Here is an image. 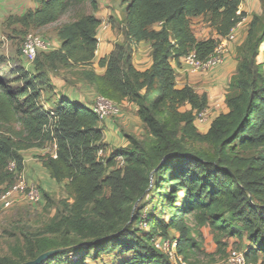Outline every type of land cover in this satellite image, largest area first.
<instances>
[{"label":"trees","instance_id":"trees-1","mask_svg":"<svg viewBox=\"0 0 264 264\" xmlns=\"http://www.w3.org/2000/svg\"><path fill=\"white\" fill-rule=\"evenodd\" d=\"M34 1L33 9L7 17L21 33L55 23L68 10L75 13L57 27L59 47L36 55L34 73L17 66L11 79L0 76V186L13 182L8 162L23 169L21 151L53 143L56 156L45 153L41 163L67 196L49 225L59 236L26 239L31 260L52 251L37 264L59 261L73 252L69 264H88L92 250L96 261L111 249L119 254L117 264H171L152 243L161 236L177 239V253L188 262L200 250L204 227L220 250L225 239L237 237L248 241V250L264 253V8L252 15L237 50L227 111L204 132L195 115L207 106V95L189 85L176 87L172 63L180 66L189 52L199 60L211 54L244 17L238 13L241 0H128L125 42L97 61L102 73L90 66L101 24L98 0ZM205 13L216 38L197 39L191 30V20ZM140 41L150 43L151 64L142 71L132 63ZM43 62L77 73L96 94L134 103L147 138L125 135L129 148L105 157L108 143L90 107L62 95L51 109L41 107L40 90L52 86ZM118 155L122 166L115 163ZM150 193L148 214L137 211ZM143 214L147 229L137 225ZM0 264L20 263L0 257Z\"/></svg>","mask_w":264,"mask_h":264},{"label":"rangeland","instance_id":"rangeland-1","mask_svg":"<svg viewBox=\"0 0 264 264\" xmlns=\"http://www.w3.org/2000/svg\"><path fill=\"white\" fill-rule=\"evenodd\" d=\"M128 0H98L100 6L101 14V24L100 28L102 33L100 34V42L103 41V32L107 31L111 36H106V40L112 44V48L115 44H122L125 42V27H124V8ZM254 6L259 8L260 13L263 12L264 0H253ZM240 6V5H239ZM85 9L89 13H93L90 8L89 3L86 4ZM242 11L238 8V13ZM244 12V11H243ZM75 10H68L63 14L59 20L55 23L49 24L45 27L38 28L36 30H30L32 32L46 38L52 42L59 41L56 35L57 27L67 21H70L74 16ZM245 13V12H244ZM254 14V9L251 8L250 15ZM209 14L205 13L202 16L193 18L191 20V30L195 33L198 39H205L208 37L216 38V33L209 25L208 21ZM246 13L244 17L240 19V25L236 30V42L232 45L230 44V50L228 52L229 58L237 60V50L243 43V37L246 35L248 30V24L251 20H245ZM245 21V22H244ZM241 29L239 34L238 29ZM27 32V33H28ZM25 33L19 31V26L11 23L7 18H3L0 22V62L3 66H0V76L5 79H11L12 74L11 69H15L17 66H21L29 74L34 73V63H26L20 57V46ZM227 55V56H228ZM226 56V57H227ZM262 60V55L257 56V61ZM222 64V63H221ZM220 65V64H219ZM217 65V66H219ZM184 67V66H183ZM215 67V66H214ZM185 68V67H184ZM212 68V67H211ZM209 68V69H211ZM41 69H43L47 75L48 82L50 83L49 75L53 77H63L66 78H79V75L73 74L63 67L50 65V63H42ZM209 69L200 72H192L188 68H185V72L189 74L199 75L205 74ZM231 76L228 86L232 81ZM11 85H14L13 83ZM226 87V93L230 92V88ZM40 104L43 109H51L54 107L57 101L56 92L54 91V86L51 88L42 87L40 90ZM61 95V93H60ZM67 97V96H66ZM68 98V97H67ZM135 107V108H134ZM186 107H181L184 109ZM123 115L114 118L116 124V138L119 140L116 146L108 144V149L104 153L107 157L111 151L114 150H126L129 148V142L125 135H133L138 139H146L147 128L140 121L137 116V106L132 103L130 105L129 100H125L122 103L121 108ZM102 124V128H103ZM48 153L55 150L53 143L46 144ZM38 188L40 187L36 180ZM44 195V199L40 203L31 204L19 197L15 199L12 206L9 208H2L0 203V257L3 259H8L10 261H16L22 263V257L25 261L31 260L27 254L26 239L31 237L32 240L43 238V237H58L59 233L50 230V224L52 219L58 209L63 207L62 201H65L67 196L60 189H42L39 188ZM3 190V185L0 186V195ZM70 202V200H68ZM154 202L151 200V193L144 199L138 202L137 211L148 214ZM144 215V214H143ZM155 215H159V209L156 211ZM147 229V228H146ZM225 245L220 250L218 249L213 233L208 227L202 228V239L200 242V250L198 253L191 257L188 262L182 261V263L176 264H225L229 254L232 251H241L244 253H249L247 255V260L251 261L253 264H264V253L257 252L255 250H248V241L244 238L230 237L224 240ZM94 251L92 250L86 259V263H92V256ZM75 253L71 252L62 256L61 260L56 261L52 259L50 261H45L42 264H69L71 257H74ZM119 254H116L113 250H108L103 253V258L100 259V264H113L114 260L118 258ZM72 263V262H71Z\"/></svg>","mask_w":264,"mask_h":264},{"label":"crops","instance_id":"crops-1","mask_svg":"<svg viewBox=\"0 0 264 264\" xmlns=\"http://www.w3.org/2000/svg\"><path fill=\"white\" fill-rule=\"evenodd\" d=\"M253 0H241L240 10L246 13V19L250 20V10L254 9V14H260L259 8L253 7ZM99 5V4H98ZM36 6L34 0H8L6 4L2 7L1 12L3 18L10 16H19L23 14L27 9H33ZM101 6V5H100ZM99 9L95 12L96 18L100 19L102 11ZM245 22V21H244ZM45 27V26H44ZM239 34L241 29H238ZM193 32V31H192ZM97 33L100 35L102 29L100 26L97 29ZM195 35V33L193 32ZM106 36H111L107 31L103 32V41L97 45V48L94 52V57L91 61L90 66L94 68L97 73H102L103 68L97 66V61L100 58L107 56L112 50V44L109 43L105 38ZM197 38V36L195 35ZM246 35L242 38L243 41ZM198 39V38H197ZM59 41H54V49L59 47ZM230 55V54H229ZM229 55L225 57L222 64L219 66L212 67L205 74H189L185 72V68L176 66L174 63L175 69V83L176 87L180 88L184 85H189L197 93L205 92L207 95V106L210 109L209 119L205 125H203L201 131H206L210 125V122L214 117H216L220 112H226L227 108L224 104L225 99V88L228 86V82L231 76L236 71L237 60L229 58ZM132 63L137 70H145L151 64L150 58V43L146 41H140L136 44L133 54H132ZM50 79V84L54 86V91L56 92L57 98L62 96H67L68 99L77 101L84 106L90 107L93 103V99L96 95L94 88L87 83L85 80L77 79L74 84H69L65 81L63 77H53L51 74L48 76ZM61 93V95H60ZM132 103L130 102V105ZM135 108V107H134ZM122 112V111H121ZM123 113L120 114L122 116ZM103 124V138L108 144L116 146L119 140L116 138V124L114 118H107L102 122ZM48 153L47 146L43 148H30L21 151L23 157V172L27 179L30 181L36 180L39 184V188L42 189H60L63 192V189L60 184L56 183L49 175V172L46 168L42 166L40 156ZM103 258V254H100L98 260H91L92 263L100 264V259ZM89 264V263H88ZM113 264H117L113 262Z\"/></svg>","mask_w":264,"mask_h":264},{"label":"built area","instance_id":"built-area-1","mask_svg":"<svg viewBox=\"0 0 264 264\" xmlns=\"http://www.w3.org/2000/svg\"><path fill=\"white\" fill-rule=\"evenodd\" d=\"M8 0H0V22L2 20V7L6 4ZM241 21H238L235 26L229 31V33L220 39L218 44L215 46L213 52L209 54L204 60H199L196 58L193 52L186 54L181 61V66L188 68L192 72L205 71L211 67L217 66L223 63L225 57L228 55L230 50V44L236 42V30L239 27ZM100 26V25H99ZM97 45L100 41V35L96 33ZM54 49V42L43 38L42 36L28 32L24 35L20 46V57L26 63H33L36 55L39 52H48ZM122 103H116L102 95L96 94L93 103L90 108L97 116L99 122L105 121L110 117H117L121 114ZM210 109L206 106L201 111L197 112L195 115V124L201 130L203 125H205L209 119ZM102 154V150L98 151V155ZM51 156L55 157V152H51ZM115 163L117 166H122L124 160L122 156L118 155L115 157ZM6 169L12 173L13 182L5 188L0 195L1 207L6 209L12 206L13 202L17 197L20 199L36 204L40 203L44 198L42 192L34 183L30 181L25 176L23 169L18 171L16 169V163L10 161L7 163ZM140 229H146L147 224L145 221V216L142 215L137 223ZM152 243L154 247L160 250L166 255L171 264L182 263V257L177 253V239L175 238H163L161 236H154L152 238ZM225 264H253L251 261L247 260L244 252L232 251Z\"/></svg>","mask_w":264,"mask_h":264},{"label":"water","instance_id":"water-1","mask_svg":"<svg viewBox=\"0 0 264 264\" xmlns=\"http://www.w3.org/2000/svg\"><path fill=\"white\" fill-rule=\"evenodd\" d=\"M53 252L50 251V252H45V253H42L40 254L38 257H36L35 259L33 260H29V261H25V262H22L20 264H37L39 263L40 261H42L43 259L47 258L49 255H51Z\"/></svg>","mask_w":264,"mask_h":264}]
</instances>
